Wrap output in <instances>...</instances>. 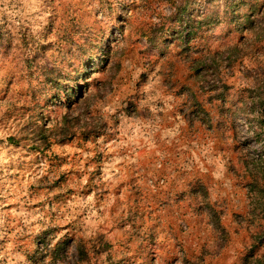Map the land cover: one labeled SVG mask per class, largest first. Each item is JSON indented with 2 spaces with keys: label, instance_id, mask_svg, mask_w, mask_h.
Here are the masks:
<instances>
[{
  "label": "rangeland",
  "instance_id": "rangeland-1",
  "mask_svg": "<svg viewBox=\"0 0 264 264\" xmlns=\"http://www.w3.org/2000/svg\"><path fill=\"white\" fill-rule=\"evenodd\" d=\"M247 256L264 0H0V264Z\"/></svg>",
  "mask_w": 264,
  "mask_h": 264
},
{
  "label": "trees",
  "instance_id": "trees-1",
  "mask_svg": "<svg viewBox=\"0 0 264 264\" xmlns=\"http://www.w3.org/2000/svg\"><path fill=\"white\" fill-rule=\"evenodd\" d=\"M251 23V22H250ZM260 134L259 133H256V136H259ZM254 159V158H253ZM254 162H257L256 160H253ZM259 174H262V173H259ZM251 175V177L254 179V181H255V184H257V182H259L260 181V179L259 178H257V176L256 175H254V174H250ZM258 187V186H257ZM260 188V187H259ZM55 250H57V249H55ZM252 258V256H247L245 259H244V264L246 263V262H248L250 259Z\"/></svg>",
  "mask_w": 264,
  "mask_h": 264
}]
</instances>
